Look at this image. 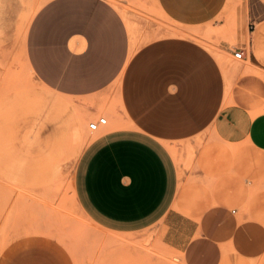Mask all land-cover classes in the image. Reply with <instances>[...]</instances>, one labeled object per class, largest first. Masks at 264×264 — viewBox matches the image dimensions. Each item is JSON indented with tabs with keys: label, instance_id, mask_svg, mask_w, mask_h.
I'll return each instance as SVG.
<instances>
[{
	"label": "crops",
	"instance_id": "0c3cea01",
	"mask_svg": "<svg viewBox=\"0 0 264 264\" xmlns=\"http://www.w3.org/2000/svg\"><path fill=\"white\" fill-rule=\"evenodd\" d=\"M211 29L209 48L196 32ZM232 40L245 50L240 63ZM22 60L48 90L88 113L109 111L111 127L74 168L78 206L107 228L159 227L165 242L182 248L200 222L181 211L180 195L188 181L208 178L201 149L199 166L185 167L188 146L213 135L227 147L264 150V0H49L29 25ZM3 264L67 262L31 241Z\"/></svg>",
	"mask_w": 264,
	"mask_h": 264
},
{
	"label": "rangeland",
	"instance_id": "374dc122",
	"mask_svg": "<svg viewBox=\"0 0 264 264\" xmlns=\"http://www.w3.org/2000/svg\"><path fill=\"white\" fill-rule=\"evenodd\" d=\"M48 1L0 0V264L16 247L37 240L56 248L67 264H264V150L248 143L227 147L210 135L188 146L185 167L199 166L193 159L201 149L206 161L199 167L208 178L188 181L180 195L181 211L200 222L182 248L165 242L159 227L117 231L80 209L75 164L90 140L111 127V118L106 109L88 113L37 83L22 60L29 22ZM214 32L196 33L212 48ZM100 116L108 123L92 131L89 124ZM224 189L231 196L217 192Z\"/></svg>",
	"mask_w": 264,
	"mask_h": 264
},
{
	"label": "built area",
	"instance_id": "2783aa9c",
	"mask_svg": "<svg viewBox=\"0 0 264 264\" xmlns=\"http://www.w3.org/2000/svg\"><path fill=\"white\" fill-rule=\"evenodd\" d=\"M245 55V50L242 48H237L234 52V56L237 59H242ZM108 123V118L105 116H100L96 121L91 122L89 127L92 131H97L102 125H106Z\"/></svg>",
	"mask_w": 264,
	"mask_h": 264
},
{
	"label": "bare ground",
	"instance_id": "6f19581e",
	"mask_svg": "<svg viewBox=\"0 0 264 264\" xmlns=\"http://www.w3.org/2000/svg\"><path fill=\"white\" fill-rule=\"evenodd\" d=\"M39 1H40V0H39ZM43 1H45V0H43ZM38 4H39V3H38ZM44 4H45V3H44ZM41 5H43V3H41ZM41 5H40V6H41ZM40 6H39V7H40ZM30 22H31V21H30ZM30 22H29V25H30ZM29 25H28V28H29ZM28 28L26 29V35H27ZM140 28H141V26H140ZM157 29H158V28H157ZM168 29H169V28H168ZM170 29H171V28H170ZM178 29H179V28H178ZM166 30H167V29H166ZM179 30H180V29H179ZM185 30H186V29H185ZM198 30H199V29H198ZM158 31H159V29H158ZM171 31H172V30H171ZM176 31H177V30H176ZM181 31H182V30H181ZM188 31H190V30H188ZM196 31H197V30H196ZM24 32H25V31H24ZM163 32H165V31H163ZM167 32H168V30H167ZM167 32H166V34L169 33V32H168V33H167ZM172 32H174V31H172ZM182 32H183V31H182ZM184 32H185V31H184ZM191 32H192V31H191ZM174 33H175V32H174ZM157 34H159V33H157ZM186 34H187V33H186ZM196 34H198V33H196ZM26 35H25V39H26ZM163 35H164V34H163ZM188 35H189V34H188ZM183 36H184V35H183ZM190 36H192V35H190ZM190 36H189V37H190ZM193 36H194V35H193ZM25 39H24V41H25ZM220 53H221V52H220ZM217 54H218V53H217ZM223 55H225V54L223 53ZM217 57L219 58V60L221 61L222 64H226L225 61H224V58H223V56H222L221 54H218ZM238 63H240V62L238 61ZM224 70H226V69L224 68ZM109 114H110V113H109ZM83 125H84V124H83ZM83 125H81L80 127H82ZM77 128H78V127H77ZM84 129H85V127H84ZM78 132H79V131H78ZM76 133H77V132H76ZM82 136H83V135H82ZM82 136H81V137H82ZM77 142L79 143V141H77ZM77 147H78V146H77ZM80 148H81V147H80ZM172 148H173V147H172ZM175 148H176V147H175ZM76 149H77V148H76ZM77 150L79 151V149H77ZM175 150H176V149H175ZM38 235H40V234H37V236H38ZM41 238H42V237H41ZM122 238H123V237H122ZM138 240H139V239H138ZM138 240H137V241H138ZM37 241H39V240H37ZM128 241H129V240H128ZM34 242H35V241H34ZM131 242H132V241H131ZM132 243H133V242H132ZM124 246H125V245H124ZM129 246H130V245H128V247H129ZM121 247H123V246H121ZM123 248H124V247H123ZM116 250H117V249H116Z\"/></svg>",
	"mask_w": 264,
	"mask_h": 264
}]
</instances>
